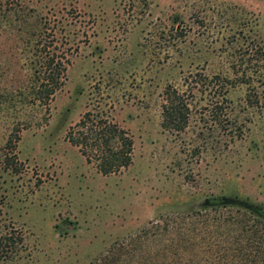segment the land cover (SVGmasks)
<instances>
[{"label": "rangeland", "instance_id": "obj_1", "mask_svg": "<svg viewBox=\"0 0 264 264\" xmlns=\"http://www.w3.org/2000/svg\"><path fill=\"white\" fill-rule=\"evenodd\" d=\"M11 6L12 17L2 10ZM28 23L45 26L49 48L68 62L30 121L0 102V264H92L145 221L211 196L264 212V112L246 107L241 138L225 143L211 129L193 153L210 95L200 81L189 90L184 81L221 73L232 34L239 48L264 42V0H0V93L12 71L25 72ZM248 69L257 79L255 64ZM166 84L191 100L183 131L160 124ZM245 90L236 81L226 92L241 113ZM85 109L128 132L127 166L100 173L65 138Z\"/></svg>", "mask_w": 264, "mask_h": 264}, {"label": "trees", "instance_id": "obj_2", "mask_svg": "<svg viewBox=\"0 0 264 264\" xmlns=\"http://www.w3.org/2000/svg\"><path fill=\"white\" fill-rule=\"evenodd\" d=\"M2 10L12 17V6ZM23 21L20 18L19 24ZM45 29L34 23L22 28L24 45L29 52L23 62L25 72L12 71L9 91L0 93V102L8 100L13 110L10 113L13 112L18 121H30L37 105L47 108L65 77L68 57L49 48L50 40L44 38ZM235 38L232 34L229 45L224 48L221 73H212L204 80L191 72L184 80L187 90L200 81L210 95L206 113L199 116L204 123L201 128H206L207 132L204 136L201 130L203 140L194 144L193 153L207 142L211 129L217 130L225 143L241 138L247 129L248 107L264 112V42L250 38L239 48ZM239 49H242L241 54L237 53ZM252 64L256 66L257 79L248 69ZM236 81L246 86L243 113L231 106L226 96L228 87ZM163 93L161 126L183 131L188 125L191 100L171 84L163 87ZM12 100H15L13 105ZM65 138L77 146L84 159L92 161L100 173L119 171L131 161L130 135L102 110H83L68 126ZM92 264H264V212L211 196L198 208L159 213L112 241Z\"/></svg>", "mask_w": 264, "mask_h": 264}, {"label": "water", "instance_id": "obj_3", "mask_svg": "<svg viewBox=\"0 0 264 264\" xmlns=\"http://www.w3.org/2000/svg\"><path fill=\"white\" fill-rule=\"evenodd\" d=\"M223 200V199H222ZM224 201V200H223Z\"/></svg>", "mask_w": 264, "mask_h": 264}]
</instances>
